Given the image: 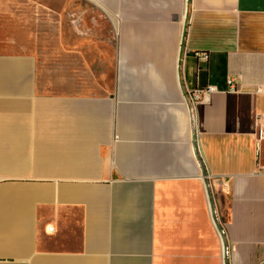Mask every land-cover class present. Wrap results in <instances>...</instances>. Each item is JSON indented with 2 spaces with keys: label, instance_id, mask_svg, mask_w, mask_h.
Instances as JSON below:
<instances>
[{
  "label": "crops",
  "instance_id": "crops-1",
  "mask_svg": "<svg viewBox=\"0 0 264 264\" xmlns=\"http://www.w3.org/2000/svg\"><path fill=\"white\" fill-rule=\"evenodd\" d=\"M35 9L0 0V264H264V0Z\"/></svg>",
  "mask_w": 264,
  "mask_h": 264
},
{
  "label": "rangeland",
  "instance_id": "rangeland-1",
  "mask_svg": "<svg viewBox=\"0 0 264 264\" xmlns=\"http://www.w3.org/2000/svg\"><path fill=\"white\" fill-rule=\"evenodd\" d=\"M37 38H77L92 32L91 26L102 38L104 32L96 12L75 10L77 0H34ZM66 6L72 9L64 10ZM96 14L97 18L93 16ZM83 16V17H82ZM84 18V22L81 21ZM80 22L84 23V30Z\"/></svg>",
  "mask_w": 264,
  "mask_h": 264
},
{
  "label": "built area",
  "instance_id": "built-area-1",
  "mask_svg": "<svg viewBox=\"0 0 264 264\" xmlns=\"http://www.w3.org/2000/svg\"><path fill=\"white\" fill-rule=\"evenodd\" d=\"M199 56L206 60L207 54L205 52H201ZM228 84V90L229 91H236L238 89V83L235 79L229 78L227 80ZM216 91V88L213 85H206L205 87L196 88L192 91L191 98L193 100H201L205 94ZM255 128H254V136L257 143L260 141H264V114H260L255 118ZM49 230H52V227L48 228ZM224 248V246H223ZM224 252V250H223Z\"/></svg>",
  "mask_w": 264,
  "mask_h": 264
}]
</instances>
